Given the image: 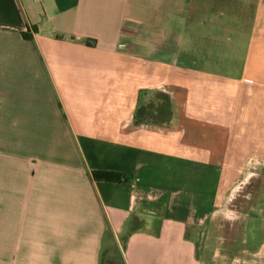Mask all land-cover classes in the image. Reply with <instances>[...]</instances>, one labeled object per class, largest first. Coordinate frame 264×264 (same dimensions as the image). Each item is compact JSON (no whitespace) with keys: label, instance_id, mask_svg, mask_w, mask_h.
Masks as SVG:
<instances>
[{"label":"crops","instance_id":"obj_1","mask_svg":"<svg viewBox=\"0 0 264 264\" xmlns=\"http://www.w3.org/2000/svg\"><path fill=\"white\" fill-rule=\"evenodd\" d=\"M259 161L264 0H0V264H205L223 167Z\"/></svg>","mask_w":264,"mask_h":264},{"label":"rangeland","instance_id":"obj_2","mask_svg":"<svg viewBox=\"0 0 264 264\" xmlns=\"http://www.w3.org/2000/svg\"><path fill=\"white\" fill-rule=\"evenodd\" d=\"M223 168L216 205L203 228L193 233L197 252L210 258L205 264H264L263 162ZM217 169L210 168L212 180Z\"/></svg>","mask_w":264,"mask_h":264},{"label":"trees","instance_id":"obj_3","mask_svg":"<svg viewBox=\"0 0 264 264\" xmlns=\"http://www.w3.org/2000/svg\"><path fill=\"white\" fill-rule=\"evenodd\" d=\"M23 37L25 36L23 35ZM170 110L168 98L164 95H157L156 103L154 105L139 107L137 109L134 120L136 123H139L143 121V119L148 118L153 121L163 122L164 118L170 114ZM118 176V174L111 172H96L92 174L93 179L107 182L117 181Z\"/></svg>","mask_w":264,"mask_h":264},{"label":"flooded vegetation","instance_id":"obj_4","mask_svg":"<svg viewBox=\"0 0 264 264\" xmlns=\"http://www.w3.org/2000/svg\"><path fill=\"white\" fill-rule=\"evenodd\" d=\"M259 258V257H258Z\"/></svg>","mask_w":264,"mask_h":264}]
</instances>
